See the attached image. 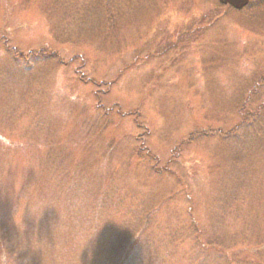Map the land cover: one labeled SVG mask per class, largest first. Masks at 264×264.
<instances>
[{
  "label": "rangeland",
  "instance_id": "rangeland-1",
  "mask_svg": "<svg viewBox=\"0 0 264 264\" xmlns=\"http://www.w3.org/2000/svg\"><path fill=\"white\" fill-rule=\"evenodd\" d=\"M0 149V264L256 263L264 0H0Z\"/></svg>",
  "mask_w": 264,
  "mask_h": 264
},
{
  "label": "trees",
  "instance_id": "trees-1",
  "mask_svg": "<svg viewBox=\"0 0 264 264\" xmlns=\"http://www.w3.org/2000/svg\"><path fill=\"white\" fill-rule=\"evenodd\" d=\"M71 14H72V12H71ZM258 109L259 110L256 111V112H250L249 110H246L245 109V105H243V108L241 110V116H242V120L243 121H241L240 124H238V126L236 127V129H234V131L232 130V131L228 132L226 135H224L225 138L229 139L232 136H236L237 132H239L242 128L244 129V128H247V127L251 126L253 124V122H254L253 119L256 116H259L262 107L260 106ZM210 136H212L210 131L203 132V133H193V135L188 139V141L189 142H192L193 140L197 141L198 139H200L202 137L203 138H208ZM1 151L2 150L0 149V152ZM236 198H239V197L235 196L234 199H236ZM234 199H233V201H234ZM222 217H224V216L221 215V219L223 220ZM139 218H140V216L137 213L132 215L131 219H133V222L132 221L131 222H132L133 228H135V226H141V225L146 224L147 215H146V217H144V219L141 222H139L140 221ZM148 220H149V218H148ZM210 227H211V230H213L214 232L210 233V238L211 239H210V242H206L205 243V246H204L205 248H210L211 247L213 249L214 248L216 249V248H218L219 245H221V242H224V243L227 242V244H230L228 247H235V246L239 245V246H241V249H240L241 253L240 254H241L242 259H243L244 262H248L247 264H264V257H263V253L261 254V252H260V255L258 256V258H261L260 260H257L256 263H254V261L251 260V257H253L252 254H257L258 251H260V249L255 248L256 244L253 245V244L248 242V238H250V237L241 236V243H240L236 239L237 237H231V236H229V234H228V236H225L226 234L222 233V230H223L224 227L221 228V229H215L212 226H210ZM0 230H1L0 237H2L3 241L5 242V245L10 246V251H9L10 255H12V257L17 258L19 260L22 259L23 251H22L21 248H17L15 246L16 245L15 244L16 242L14 241L15 239L11 240L5 233L3 234V227H1V226H0ZM219 232L222 233V234H218ZM241 232L244 233V230L241 231ZM134 233L131 236V240L134 237ZM195 233H197L196 228L193 229V230L191 229L190 232L182 234V238H183V240H186V239H188L190 237L191 234H195ZM253 233H255V231ZM255 236H258V235L255 234ZM143 240L146 243L145 247H146V252H147V257L148 258L131 261V258L133 256V254L136 253L138 245L141 244L143 242ZM259 243H260V241H259ZM259 243L257 245H259ZM130 244L133 245V243H131V242H130ZM125 246H119L118 245L117 248H116V246H114V248H113L114 253L116 254L117 251H121L122 252L123 249H125ZM133 246H135L136 248H135L134 252L132 253V255L130 256V258L128 259L129 260V264H156V263H158V260H155L152 256H148L149 253L154 251V249H153L152 245H149L148 241L145 240V238H142L141 240L135 241V244ZM253 247H254V249H252ZM115 258H117V257H115ZM123 261H126V260H123ZM206 261H207L206 258L200 259V260H197L195 258V259L190 260V262L188 261V263L185 262V264H208ZM105 263H107V262H105ZM19 264H21V262ZM108 264H113V262L110 261V263H108Z\"/></svg>",
  "mask_w": 264,
  "mask_h": 264
},
{
  "label": "water",
  "instance_id": "water-1",
  "mask_svg": "<svg viewBox=\"0 0 264 264\" xmlns=\"http://www.w3.org/2000/svg\"><path fill=\"white\" fill-rule=\"evenodd\" d=\"M220 5L232 7L235 10L241 11L248 8L250 0H218Z\"/></svg>",
  "mask_w": 264,
  "mask_h": 264
}]
</instances>
